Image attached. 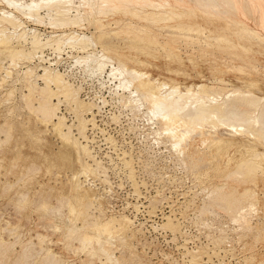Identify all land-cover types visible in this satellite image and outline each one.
<instances>
[{
	"label": "bare ground",
	"instance_id": "6f19581e",
	"mask_svg": "<svg viewBox=\"0 0 264 264\" xmlns=\"http://www.w3.org/2000/svg\"><path fill=\"white\" fill-rule=\"evenodd\" d=\"M248 4L259 14L258 23L264 30V0H0L2 5L0 6V86L4 87L9 78L16 75L13 74L15 71L20 72L16 67L25 63L23 67L26 68L21 70V73H18L19 77L16 78L28 91L21 95L32 112L37 115L40 124H44L46 128L51 127L62 142V147L57 152L46 155L49 167L56 166L58 159H63L71 165L75 162L80 165L78 168L70 165L71 174L66 173V169L56 172L57 175H61V172L66 173V182L63 183V191L58 194V198L62 199V202L63 199L65 200L75 221L79 218L83 221L80 227L75 221L72 226L67 227L68 236L79 234L80 229H83L79 234V240L85 243L86 249L88 245L93 248L92 255L97 256L102 264H127L125 259L121 260V257L114 256L112 247L117 246L115 245L117 240L131 246L130 240L133 238L130 237L134 236L136 231L132 227V219L125 215L111 213L102 217L104 214L94 213L96 212L94 208L98 207L95 205L97 192L92 186H87L82 177H87L91 171L99 167L98 160H95L96 168L87 160V157L94 159L97 152L92 153L86 134L87 122L93 123V126L97 124L94 108L99 107V104L82 99L83 97L80 96L82 85L76 86L70 77L77 73V69L83 71L84 76H98L100 84L109 89L110 95L116 102L128 107L136 115L142 113L147 117L146 119L157 124L155 133L164 135V139L156 140L169 142L181 157V161L197 170L198 179L203 178L202 182H209V185L203 187L209 198L204 210L210 211L211 207H219L222 211L233 213L230 216H233L232 218L240 225L245 224V227L250 228L252 218H249V214L252 215L259 206L264 208V151L260 150L261 146L264 147V88L261 86L264 77L261 76L263 72L257 64L258 54L264 51V33L251 27L242 17L237 18L238 15L247 16ZM230 10L236 17L229 19L226 17ZM27 20L36 24L48 22L53 28H58L60 24L81 27L88 23V25L93 24L97 32L81 35L76 29L65 30V27L61 32L54 33L55 29L53 33L46 34L47 32H42L38 27H28ZM112 23L115 27L112 25L110 28ZM121 39L125 42L124 46L120 43ZM188 40L201 42L199 47L201 56L209 48L217 46L240 59L241 64L235 68L240 73L248 74L242 76L245 87L233 88L231 91L224 90L231 80L217 75L223 71L218 65L212 67L215 74L213 79L218 86L206 82H193L188 85L181 81L180 77L191 76L180 48V41ZM97 45L101 46L100 53H97L98 50H90V47L96 49ZM64 46L70 47L71 50L86 51V54L73 58L67 73H63L59 68L64 57L61 58L60 50L59 56L56 53L58 58L55 57L54 60H48L44 54V49L47 47H55L53 50L57 51ZM143 54L145 58L141 56ZM149 56L154 58L164 56L169 61L161 66L152 62ZM210 56L213 59L212 55ZM36 57L39 58V63L32 64ZM189 59L195 66L196 74L204 76L202 68L197 67L196 58L189 56ZM5 60H8V64H5L7 63ZM45 62L49 64H44ZM148 66L166 69L176 77L156 76ZM40 79L43 84L38 82ZM13 91L10 87L6 94L11 95ZM102 97L108 104L105 95ZM56 99L58 100L55 101ZM62 101L66 102L65 107L76 113L79 121L77 128L80 133L77 135H81L86 143L74 136L76 133H73L72 128L75 127L66 123L65 115H59V105ZM14 102L15 100L13 104ZM86 114H92L91 118H87ZM10 122L14 121L11 119ZM10 129L11 127L6 130L7 139L12 135ZM221 129L226 132H222ZM108 136L104 138L108 139ZM166 148L169 149L168 146ZM92 149L95 150L94 146ZM203 164L206 165L204 171L200 170ZM33 167L36 168L35 162ZM131 168L130 172L134 167ZM98 203L101 205L102 202ZM42 206L47 208L50 205L42 204ZM57 211H60V208L58 210L57 207ZM167 218L168 222H165L176 229L178 224L173 223L170 216ZM259 227L260 231L264 229L263 224ZM64 236L67 237L66 233ZM38 237L42 244L44 236L38 234ZM43 248L41 247V250ZM47 255L45 259H49H46L44 264H56L60 260L52 252L48 251ZM21 257L28 258L26 250ZM132 258L135 260L136 257ZM149 262L151 263L150 259ZM22 263L27 264L25 260Z\"/></svg>",
	"mask_w": 264,
	"mask_h": 264
},
{
	"label": "rangeland",
	"instance_id": "374dc122",
	"mask_svg": "<svg viewBox=\"0 0 264 264\" xmlns=\"http://www.w3.org/2000/svg\"><path fill=\"white\" fill-rule=\"evenodd\" d=\"M247 7V16L238 15L237 18L242 17L251 27L264 33L260 23H258L260 22L259 14L253 10L251 5L248 4ZM226 17L229 19L236 17V15L230 10L229 15ZM141 22L144 23V21ZM26 23L28 27H38L42 32H47L46 34L53 33L55 29L54 33L61 32L65 27V30L76 29L81 35H91L97 32L95 26L93 24L88 25V23L81 27L78 25L64 26L60 24L63 27L59 25L58 28L51 27L52 25H48V22H45L47 24H36L31 20H27ZM111 26L115 27V24L112 23L109 27L111 28ZM120 43L123 46L125 45L122 39ZM200 45L201 42L180 41L181 54L184 57L185 66L189 68L191 73L188 78L180 77L181 81L186 82L188 85L193 82H206L209 85L218 86L214 82L213 75L215 74L212 69L213 66L218 65L223 71L217 75L231 80L224 90L231 91L233 88L245 87L242 76L248 74L240 73L235 68L241 64L240 59L228 50L217 46L209 48V52H202L201 56ZM64 47H62L63 49H57V51L56 49H54L55 51L53 50L55 47H47L44 49V54L48 60H54L58 58V51L60 50L62 53H59L62 55L61 58L64 56L62 58L64 62H61L59 68L63 73H67V70H69L67 68L73 58L77 55L86 54V51L81 52L77 49L71 50L68 46ZM125 49L127 50V48ZM90 50H98V52H95L100 53L101 46L97 45L96 49L90 47ZM210 55H212L213 59L210 58ZM141 56L145 58L144 54ZM189 56L196 58L197 67L202 68L204 76L196 74L195 66ZM148 58L161 66L165 65L166 61H169L164 56L157 58L149 56ZM220 58L223 59L221 60ZM258 58L257 64L263 72L261 76L264 77V51L262 54H258ZM7 61L5 60V62ZM37 63H39V58L36 57L32 64ZM5 64H8V62ZM24 64L21 63V65L19 64L16 67L20 71L18 72L19 74L21 70L26 68L23 67ZM44 64H49V62ZM148 69L153 70L156 76L176 77L175 74L166 69L156 66H148ZM79 70H76L77 73L79 72L78 74L75 73L70 77L71 81L76 86L82 85V90H80L82 99L95 101L99 104V107L96 106L94 108L95 122L97 124L93 126V123L87 122L86 134L88 135V142L85 139L83 140L81 135H77L79 133L77 128L79 121L76 113L65 107L67 106L65 101H62L61 105H59L58 112L59 115H65L64 119L68 125L75 127H71L73 133H76L74 136L79 137L85 143L87 142L92 153L94 151V153L97 152L95 155L93 154L94 159L93 157H87V160L92 165L94 164V168L97 166L95 160H98L99 167L91 171L87 177H82L85 180L84 183L87 186H92L97 192L95 205L98 207L94 208V211H96L94 213L97 215L104 214L102 217L109 216L111 213L112 215H125L130 220L132 219L131 224L133 222L132 227L136 231V234L130 237L133 238L130 240L132 244L129 246L117 240L115 242L117 246L112 247L115 253L114 256L121 257V260L125 259L128 262L127 264H264V229L261 231L258 229L260 228L259 226L264 225V208L259 206L257 210L253 211L252 215L249 214V218H252L250 228L253 231L255 230V232L247 226L248 230H246L245 224L240 225L238 221L232 218L233 216H230L233 213L222 211L219 207H211L213 209L209 208L210 211H205L204 207L208 204L209 198L203 187L204 185H209V182H202L203 178L198 179L199 177L196 176L197 170L191 168L192 165L189 166V164L183 163L180 159L181 157L169 142H160V140L158 142L156 140L164 139V135L155 133V129L158 127L157 124L146 119L147 117L142 113L136 115L128 107L116 102L110 95L109 89L100 84L98 76H84L83 71ZM18 73L15 71L13 74L16 75H12L4 87L0 86V244L3 245L0 248V264H16V261L17 264H21L24 260L27 264H44L46 259H49H45V257H48V251L54 253L60 259L56 264H88L89 261H91L89 264H102L97 256L92 255L93 248L88 245L90 249L88 247L86 249L84 247L85 243L79 240V234L82 233L83 229H80L79 234L75 233L70 237L68 236L67 227L72 226L75 219L70 213L65 200L63 199L62 202V199L58 198V194L63 191L62 187L63 183L66 182V173L71 174L69 170L71 164L63 159H58L56 166L49 167L46 155L57 152L62 147V142L51 127L46 128L44 124H40L41 122L37 119V115L26 104L22 95L28 91L22 87L20 81L16 80L19 77ZM39 81L43 84L41 79ZM261 86L264 88V78ZM10 87L13 88L12 94L14 93V95L6 94ZM227 87H230V89ZM104 95L108 104L102 99ZM4 96H6L5 99ZM7 100L12 103H8ZM34 104L36 105V102ZM63 111L65 112L62 113ZM85 116L91 118L92 114H86ZM11 119L14 122H10ZM9 127H11L10 133L12 135L7 139L6 130ZM221 131L226 132L223 129ZM107 136L108 139H105ZM153 139L157 141L156 144ZM89 140H92L93 143ZM111 140L112 142H110ZM113 141H116V144ZM93 146L95 150L92 149ZM167 146L169 149L166 148ZM260 150L264 151V147L261 146ZM126 151L127 153H124ZM1 156H4V158ZM101 159L102 161H99ZM126 160L128 161L126 162ZM32 162H35L36 168L33 167ZM71 166L78 168L80 165L75 162ZM131 167L134 168L132 169ZM130 168L133 171L130 172ZM65 169L67 170L66 173L61 172V175H57V170ZM203 169L206 170L205 164L200 167V170ZM129 173L134 175L131 176ZM21 194V198L24 199L18 201L21 199ZM99 201L102 202L101 205L98 203ZM42 204L50 205L47 207L50 210L42 206ZM57 207L58 210L60 208V211H57ZM211 211L215 213H211ZM167 216H170L173 223L178 224L176 229L171 228L165 222H168ZM75 222L78 227L83 224L80 218L76 219ZM173 230H176V232ZM65 233L67 237L64 236ZM245 233L248 236H244ZM38 234L44 236L42 244ZM81 245L82 247L79 248ZM41 247L44 248L41 250ZM24 248H26L28 256L26 259L21 257L25 251ZM130 256L136 257L135 260ZM196 256L197 258H195ZM140 258L141 260H139ZM132 260L135 262L133 263Z\"/></svg>",
	"mask_w": 264,
	"mask_h": 264
}]
</instances>
